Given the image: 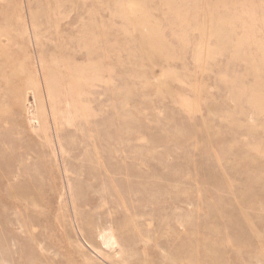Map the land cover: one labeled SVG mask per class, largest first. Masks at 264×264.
I'll return each instance as SVG.
<instances>
[{
	"label": "rangeland",
	"instance_id": "obj_1",
	"mask_svg": "<svg viewBox=\"0 0 264 264\" xmlns=\"http://www.w3.org/2000/svg\"><path fill=\"white\" fill-rule=\"evenodd\" d=\"M0 264H264V0H0Z\"/></svg>",
	"mask_w": 264,
	"mask_h": 264
},
{
	"label": "bare ground",
	"instance_id": "obj_2",
	"mask_svg": "<svg viewBox=\"0 0 264 264\" xmlns=\"http://www.w3.org/2000/svg\"><path fill=\"white\" fill-rule=\"evenodd\" d=\"M108 241H110L109 239H108ZM108 241H107V243H108ZM112 241V240H111ZM110 243V242H109Z\"/></svg>",
	"mask_w": 264,
	"mask_h": 264
}]
</instances>
